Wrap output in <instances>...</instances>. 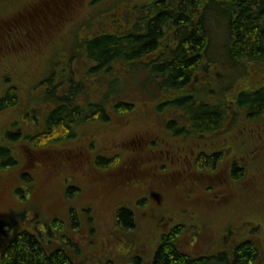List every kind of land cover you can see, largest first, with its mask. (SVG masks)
Here are the masks:
<instances>
[{
    "label": "trees",
    "instance_id": "16d2710c",
    "mask_svg": "<svg viewBox=\"0 0 264 264\" xmlns=\"http://www.w3.org/2000/svg\"><path fill=\"white\" fill-rule=\"evenodd\" d=\"M59 1L56 2L60 3V7L52 6L50 11H45L44 19H37V15L32 18L24 15L28 23L33 21L31 24L21 23L16 15L12 17L15 22L18 21L16 24L19 29L7 32L10 38H15L9 48L23 49L30 44L32 50L42 48L43 53L46 52L45 47L50 46L53 40L46 36H51L50 33L54 35L64 23L73 25L76 19L74 14L80 11V5L85 4L89 16L86 30L81 35L71 37L74 48L71 55L79 60L82 51L86 50L87 60L97 62L91 71L102 73L101 77L93 78L112 85L110 93H120L128 85L130 88H148L151 93L161 95L153 99L158 111L169 104L186 107L192 112L191 118L197 128L211 132L231 123L254 125L259 127L264 142V0H127L124 4L120 3L121 0ZM94 13L100 15L101 19L96 23L91 20V14ZM1 37L4 36L0 31ZM68 37L60 38L66 40ZM37 42L39 46H33ZM219 48L224 54L214 52ZM223 61L233 68H242L244 74L247 65L248 71H258L260 76L252 84L244 85L242 79H238L240 83L228 85L230 87L222 92V99H205L198 104L193 103L195 89L192 90V86L202 83L209 67ZM69 71H72L71 66ZM53 75V72H49L45 77L50 81ZM126 88L120 97L110 101L113 110L119 112L117 114L128 113L138 106L125 93ZM19 91L18 86L9 84L0 96V109L15 108L19 104ZM49 94L48 99L53 105L44 113L45 129L33 137H27L32 145L46 148L51 147L50 143L68 140L69 134H73L72 126L77 128L85 116L79 113L82 107L73 103L77 98L76 93L68 96L51 89ZM108 96L109 93L101 97L97 104L88 97H81V101L87 108L94 107L100 120L106 123L108 118L104 110L110 103ZM10 131H4L0 139L1 170L16 166L10 143L22 137L17 130L15 133ZM234 172L239 173L236 169ZM24 178H27L26 175ZM245 195L250 201L262 197L259 206L264 216V197L261 192ZM8 214L1 213L0 217ZM69 219L72 225V217L69 216ZM240 219L241 214L234 220ZM117 221L123 228L130 227L133 223L131 212L120 209ZM252 230L260 238L259 244L264 251V238L255 227ZM2 237L0 264H88L74 259L62 249L70 245L66 236L59 238L62 248L53 251H46L45 243L27 230L17 229L11 235L2 233ZM174 244L171 234L162 237L154 253V264L195 263L181 254ZM254 253L252 241L240 244L235 250L233 264H253L251 257Z\"/></svg>",
    "mask_w": 264,
    "mask_h": 264
},
{
    "label": "flooded vegetation",
    "instance_id": "af4514ba",
    "mask_svg": "<svg viewBox=\"0 0 264 264\" xmlns=\"http://www.w3.org/2000/svg\"><path fill=\"white\" fill-rule=\"evenodd\" d=\"M56 1L59 0H55L53 3L50 0H27L26 3L17 7L14 14L24 19L26 14L30 18L37 15V19L41 20L46 17L45 11H50L52 6L60 7V3ZM30 9H34V11L31 13ZM16 22L18 21L16 20ZM72 28L73 25H71V30ZM221 51H223L222 48L214 50V52ZM221 53L224 54V52ZM213 56L218 57L216 54ZM68 59L70 65L78 61L74 55H71V52ZM88 61L93 67L97 65V62L93 60ZM218 65L229 64L223 61L220 64L214 63L213 66L209 67L208 73L203 75L202 83L192 86V90L195 89L193 103L198 104L205 99L208 101L209 99L214 101L222 99L223 90L230 87L226 86L219 90L216 88L219 72L217 68L213 70L211 68ZM248 70L249 68L246 73L251 72ZM65 88L66 86H63V89L58 88V93L71 95ZM208 92L211 94L209 95ZM81 97L77 95L73 103L82 107L79 113L88 117L83 116L84 120L80 121L78 127L72 126L71 129L77 138L80 137L81 139L78 149L80 159L78 155H69L67 161H63L62 158H57L55 155L46 159V156L52 154L53 150L49 146L46 148L32 145L29 138L27 139V137H33L45 129L44 125L42 128L39 127L40 119L38 120V117L34 116L29 132H27V128L17 130L22 137L19 143H24L28 155H20V152L18 155L17 150L12 147V153L16 157L15 168L17 170L14 171V178L12 176L0 178V192H36V195L38 194L41 199L37 203L41 205L44 212H54L60 209V205L63 204L61 197H64L66 192H81L83 203L80 205H82L85 214L83 219L93 221L97 227L98 225L103 227L105 224L101 220L103 206L93 201L98 200V198L101 199L102 195L107 198L109 196L114 197V210H111L112 215L110 212L111 220L109 223L110 229L114 227L115 243L119 238L126 237L125 234H128L125 233L126 230L130 232L138 226L136 222L137 212L140 211L142 217H145L146 222L141 224L143 226L142 236L137 241L143 247L142 253H138L139 249H136L135 254L131 256L135 264H154L156 248L161 243L162 237L170 234L174 238L176 249L195 262L193 264H204L206 261V257H199L200 254H205L203 249L195 247L202 234L208 237L209 243L212 242L215 247L216 244L218 245L214 252L224 257L225 264H233L236 248L246 241H252L255 250L253 257H251L252 263H261L264 251L262 245L259 244L260 238L254 234L253 227L244 226L245 223L243 222H240L238 228L236 227L228 237L224 233L217 236L221 224L216 226V231H213L212 227L202 228L201 226L200 231H198L191 225L194 230L188 234L196 236L195 246L185 245L184 250V245L180 242L181 236L187 233L184 231L185 228L183 229L184 222H175L172 215L167 217V212L161 205V202L164 201L163 193L165 192L172 194V200L165 201L173 206L181 205L182 200L192 202L195 199L198 201L197 192H209V201L220 203L224 208L233 207L235 209L242 206L241 198L244 194L263 192L262 184L264 181L261 179L260 169L261 167L264 168V161L259 163L255 161L259 154H263L264 150L263 136L260 135L259 127L231 123L229 126L218 127L219 129L215 132L205 131L197 128L193 123L190 109L169 104L168 107L164 108L166 111L164 109L158 111L154 106L153 109H150L146 101L143 102L146 104L143 109L144 111L147 110L146 114L139 111L141 105L132 112L130 111L131 113L117 114L118 111L115 112L113 105H111V100H114V97L109 99L111 102L104 110V114L108 118L104 123L100 120L95 108L92 106L87 108L81 101ZM100 99L101 97L94 99L93 103L97 104ZM155 109L160 112L159 115L165 114L161 120L163 124H149L144 119L158 116L154 113ZM129 113L130 115L127 116L126 114ZM120 116L134 117L136 121L131 123L134 128L128 126L130 128L127 130L125 128L116 130L115 125L111 126L110 123L113 122V119L115 121V118ZM108 125L110 126L104 128ZM92 126L95 128L93 129ZM97 127H103V129H96ZM113 129L114 133L112 132ZM115 131L120 133L115 134ZM97 132L112 134V138L98 140ZM71 136L70 133L69 137ZM69 142H65V144ZM50 145L55 150L56 147L54 148L53 143ZM44 149L50 151H41ZM33 153L46 158H37L32 156ZM45 154L47 155L44 156ZM74 157H77L78 163L81 165L79 171L69 169L73 166L72 163L77 162L72 160ZM73 168L75 169V167ZM234 169L239 173H235ZM25 175L27 178H24ZM44 192H60V197L45 202L42 201ZM2 199L3 196L0 194V205L4 201ZM133 204H140L142 208L135 210ZM23 208H25V203L21 205L20 209ZM122 208L128 209L132 214L133 223L130 227L123 228L118 224L117 214ZM31 209H34L31 210L32 213L29 212L31 219L37 218L35 231L26 226V223L29 224L30 221L24 220L28 210H21L22 222L25 223L23 228L20 227V224L15 227L12 224H5V227L1 225V235L2 233L11 235L17 229L27 230L35 233L45 243L46 251L62 248L59 239L57 241L48 239L49 235L52 236L48 228L50 219L38 218L40 211H38L37 206ZM63 211L66 212L65 214L69 211L70 214L74 210L67 205ZM184 212L186 213L187 210L178 209L179 218L183 217ZM86 213L89 214L88 217H86ZM40 222L42 225L38 230L36 224L38 225ZM44 235H48L47 238ZM1 238L3 239L2 236ZM53 241L54 243H52ZM62 249L68 252L67 247L64 246Z\"/></svg>",
    "mask_w": 264,
    "mask_h": 264
},
{
    "label": "rangeland",
    "instance_id": "374dc122",
    "mask_svg": "<svg viewBox=\"0 0 264 264\" xmlns=\"http://www.w3.org/2000/svg\"><path fill=\"white\" fill-rule=\"evenodd\" d=\"M27 0H0V31L4 37L0 38V96L5 92L6 87L9 84H15L18 86L19 91V104L13 108H4L0 109V139L3 137V132L7 129H11L10 132L15 133L16 130H21V128H27L30 131V125L32 122V118L38 117V120H42L39 122V127L42 128V125L45 126V118L44 113L47 112L49 107L51 106L50 100L48 99L50 96V90H55L57 93L58 88H62L66 86L65 89L69 93H76L78 97H88L92 100L99 99L100 97H106L109 93V99L111 97H120L123 94L124 88L125 93L130 95L129 98L134 103H137L138 106L141 105L139 111H142L143 114H146L147 110H143L146 104L153 109L154 105V98H158L161 95L156 93H151L148 88H136L135 86H125L123 91L110 93V90L113 89L112 85L105 84L101 80H95L93 77H101V72L98 74L96 71H91L93 67L92 64L89 63L88 59V52L86 50L82 51L83 55L82 58L74 62L73 64H69L67 56L70 55V52L74 49L71 45V37H74L75 34L81 35L85 30V25L88 21V13L86 11V5H80V11L75 13L76 19L73 21V28L71 30V25L62 24L58 27L55 31V37L53 33H50L51 36H46L53 38L52 44L50 46L45 47V51L43 53L42 48L39 50H32V46L29 44L26 48H12V42L15 38H10L7 35V32L15 30L18 31L19 27L16 24L15 20L11 19L15 16V12L17 7L26 3ZM127 0H121L120 3L124 4ZM34 9H30L32 13ZM103 14V13H102ZM36 16V15H35ZM34 16V17H35ZM91 20L96 23L99 20L98 14L92 15ZM102 16V15H101ZM18 20L23 24H31L28 23V20L17 17ZM31 20V19H30ZM32 21V20H31ZM69 36L66 40L60 37ZM38 42L33 45L37 46ZM39 46V45H38ZM55 47L54 51L52 49ZM44 48V47H43ZM52 52V53H51ZM69 64V65H68ZM71 66V70L69 68ZM249 68L247 65L245 66ZM219 72V81L216 83V88L219 90L224 88L228 85L234 86L235 83L239 82L238 79H242L244 85L248 83L252 84L255 82V79L260 76L258 71L251 70V72H247L246 74L242 73V68H233L229 65H218L215 66L213 69H216ZM49 72L54 73V77L48 81L45 77L49 74ZM244 78V79H243ZM261 80V79H260ZM101 81V82H98ZM60 83V84H58ZM240 83V82H239ZM124 85V82H123ZM77 90H80L78 92ZM115 90V88H114ZM64 92V90H63ZM147 102L143 104V102ZM110 102V100H109ZM137 106V107H138ZM136 107V108H137ZM156 110V109H155ZM156 117H150V119L144 118L148 121L149 124H163L162 123V115H159L160 112L157 110ZM165 110V109H164ZM153 111V110H152ZM166 111V110H165ZM164 111V112H165ZM132 112V111H131ZM130 112V113H131ZM163 112V113H164ZM126 114L127 116L130 115ZM134 113V112H133ZM141 113V112H140ZM168 115V112H166ZM165 117V116H164ZM44 118V120H43ZM136 118V117H135ZM134 117H116L115 121L110 123L111 126H116V130H120L119 128L126 130L130 127L134 128L131 123H133ZM13 124V125H12ZM12 125V126H11ZM110 125L104 127L107 128ZM130 126V127H128ZM7 128V129H3ZM94 129L95 126H92ZM96 129H103V127H97ZM114 133V129L112 130ZM120 132L115 131V134H119ZM249 133V131H248ZM94 136L93 134H90ZM97 139L101 140L102 138H112V134L106 133H96ZM114 135V134H113ZM22 140V138H21ZM21 140H16L13 143H10L11 146L17 150V154L19 155H28L27 148L23 144H20ZM80 137L77 138L75 133L72 136L62 142L53 143L55 150L50 147L53 152L52 154L46 156L45 154L43 157L38 155L37 153H33L32 156L37 158H46L49 159L51 156H57V158H62V160H66L69 155H78L80 159V153L78 152L80 146ZM18 141V142H17ZM72 141V142H69ZM65 142H69L65 144ZM109 142V141H106ZM105 143V142H102ZM261 146V144H260ZM109 147V146H107ZM44 152L50 151L48 149L41 150ZM40 153V152H39ZM77 156V157H78ZM77 157L72 159L73 161H77L76 163H72L70 170L79 171L80 163H78ZM67 161V160H66ZM257 163L260 161H264V155L259 154V157L255 160ZM75 167V169L73 168ZM17 170L16 168H6L0 170V178L10 177L14 178V171ZM261 179L264 181V168L261 167L260 169ZM59 189V187H58ZM244 193V192H243ZM3 196L4 200L0 205V214L1 213H9L6 216L0 217V229L7 225L20 224V227L23 228L25 223L22 222L23 215L21 214V210H28L26 218L24 220H30L29 224L26 223V226L33 228L35 231V223L37 218L34 220L31 219L29 212L32 213L31 209L34 206H37L38 211V218L40 219H50L48 221V228L49 232L52 236L49 235L48 239L57 241L60 237L66 236L70 245L66 246L68 248V252L70 255L77 259L78 261H83L88 264H135L132 260V255L135 254V250L138 253H142L143 247L137 243L138 239L142 236V225L145 221V217H142V214L137 212L136 222L138 226H136L133 230L125 231L126 237L119 238L118 241L114 242V227L112 229L110 226V220L112 212L114 210V197L109 196L108 198L105 195H102V198H98V200L93 201L94 203H98L99 205L103 206V210L101 212V220L103 223V227H98L93 223V221H89L88 219H83L84 210L82 209V202L81 192H66L64 197H61L60 209L54 212H44L41 208V205L37 203V201H41L36 195V192H0ZM60 192H44V196L42 201H47L49 199H57L60 197ZM198 194V201L195 199L192 202H187L182 200V204L178 206H173L167 203L165 200H172L173 196L170 192L163 193L164 201L161 202V205L164 206L166 216L172 215L175 218V222H184L183 229L187 233L183 234L180 238V242L182 245H191L195 246L196 236H191V233L194 230V227L200 231V226L203 227H212L213 231H216V226L221 224L219 234L228 235L231 234L235 228L239 226V222L245 223L244 226H251L255 227L258 230V234L264 238V216L260 211V201L261 198L253 201H250L248 197L244 194L241 199L242 206L238 208H229L221 205L220 203H215L213 201L208 200V194L206 193H196ZM261 196L262 195L261 192ZM25 203V208L20 209L21 205ZM185 203H192V204H185ZM69 205L70 209L74 210V214H67L63 210L66 206ZM135 210H139L142 208L140 204H133ZM146 206V204H145ZM105 209V210H104ZM178 209H186L187 212L182 214V218H179L180 215L177 214ZM239 209V211H238ZM20 210V211H19ZM111 212V215H110ZM37 214V212H34ZM66 216H65V215ZM241 214L240 220H234L236 216ZM69 216L73 219V224L71 225V221ZM89 214L86 213V217ZM233 220V221H232ZM42 222L36 227L40 230V226ZM194 226V227H191ZM97 228H96V227ZM110 226V227H109ZM100 228V229H99ZM206 231V229H204ZM0 233V243L2 241ZM41 236V235H40ZM48 235H44L47 238ZM42 237V236H41ZM53 237V238H52ZM244 237V235H241ZM249 237V236H248ZM216 240V239H215ZM217 243V241H215ZM54 243V241L52 242ZM218 245L216 244V247ZM197 248L203 249L205 254H200L199 257H206V261L204 264H225L224 257L220 254H217L215 251V245L208 241V237L206 235H200L198 242L196 244ZM188 248V247H187ZM1 249V245H0ZM146 252L148 250H145ZM207 254V255H206ZM255 264V262H254ZM260 264H264V256Z\"/></svg>",
    "mask_w": 264,
    "mask_h": 264
}]
</instances>
